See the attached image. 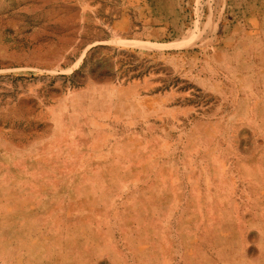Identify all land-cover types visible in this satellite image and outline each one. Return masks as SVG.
<instances>
[{"label": "rangeland", "instance_id": "1", "mask_svg": "<svg viewBox=\"0 0 264 264\" xmlns=\"http://www.w3.org/2000/svg\"><path fill=\"white\" fill-rule=\"evenodd\" d=\"M206 2L0 0V264H264V0Z\"/></svg>", "mask_w": 264, "mask_h": 264}, {"label": "crops", "instance_id": "2", "mask_svg": "<svg viewBox=\"0 0 264 264\" xmlns=\"http://www.w3.org/2000/svg\"><path fill=\"white\" fill-rule=\"evenodd\" d=\"M186 8L188 7L189 14L191 15V10L194 8L195 10L202 9L203 12L207 8L206 0H184ZM229 1L226 5H230L231 3L234 6L239 8H248L255 7L260 0H227ZM218 5H223L220 2ZM116 10H108L107 15H105V20H103L100 24V27L105 32V39H101L100 41L110 42L115 39H124L126 41H134V42H149L152 43L151 40L156 36L158 30H163L162 27H159L163 24V18L160 16L158 19L153 20L150 18L147 21L138 20L133 27H129L128 30L127 24L124 19L123 10L119 13H115ZM162 13V11H161ZM160 14V11H159ZM249 18V17H247ZM159 25V26H158ZM101 38H103L101 36Z\"/></svg>", "mask_w": 264, "mask_h": 264}]
</instances>
